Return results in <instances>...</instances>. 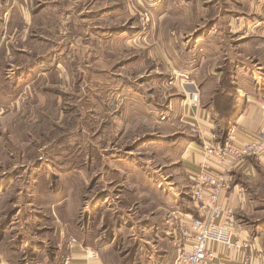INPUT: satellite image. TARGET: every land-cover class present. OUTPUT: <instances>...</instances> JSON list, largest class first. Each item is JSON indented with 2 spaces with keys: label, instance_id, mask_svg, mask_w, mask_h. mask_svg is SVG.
Instances as JSON below:
<instances>
[{
  "label": "rangeland",
  "instance_id": "obj_1",
  "mask_svg": "<svg viewBox=\"0 0 264 264\" xmlns=\"http://www.w3.org/2000/svg\"><path fill=\"white\" fill-rule=\"evenodd\" d=\"M179 4L0 0V230L12 248L27 243L30 258L34 247L89 243L96 200L114 202L104 198L119 180L107 164L160 163L169 152L174 162L173 150L142 138L169 139L181 126L172 113L188 93L174 70V44L187 42Z\"/></svg>",
  "mask_w": 264,
  "mask_h": 264
},
{
  "label": "crops",
  "instance_id": "obj_2",
  "mask_svg": "<svg viewBox=\"0 0 264 264\" xmlns=\"http://www.w3.org/2000/svg\"><path fill=\"white\" fill-rule=\"evenodd\" d=\"M179 7L187 8L188 21L183 22L187 42L174 44V70L182 82L200 89L199 104L192 105L184 96L174 99L172 113H177L181 126L172 137L142 138L162 150H173L174 162L172 152L160 163L112 160L106 174L119 180L108 182L112 189L104 198L114 202L96 200L94 217L100 223L86 230L89 243L86 236L78 237L73 249L34 247L29 258L27 243L12 248L0 230V264H64L69 256L72 264L175 263L180 226L198 216L190 192L191 176L201 169L202 144L212 139L222 143L232 127L237 128L240 142H248L264 126V0H186ZM212 10L218 15L212 17ZM227 71L230 81L224 85ZM224 104L231 107L228 113L218 108ZM190 127H200L203 135L192 134ZM232 174L227 203L234 210L238 232L252 240L253 259L230 256L213 244L221 261L210 264H264V163L248 159ZM126 191L125 201L121 197ZM104 218L107 225L101 223ZM86 250L95 251L97 257H88ZM18 256L23 257L20 262Z\"/></svg>",
  "mask_w": 264,
  "mask_h": 264
},
{
  "label": "built area",
  "instance_id": "obj_3",
  "mask_svg": "<svg viewBox=\"0 0 264 264\" xmlns=\"http://www.w3.org/2000/svg\"><path fill=\"white\" fill-rule=\"evenodd\" d=\"M185 88L188 90L186 99L197 106L199 88L193 83H187ZM190 131L199 137L204 133L200 127H190ZM202 158L200 171L191 176V199L198 210V216L181 224L174 264L220 262L221 258L211 248L213 244L220 245L230 256L236 255L251 261L252 240L238 232L235 214L227 200L232 190V170L242 166L248 159L264 163V126L258 136L248 142H240L237 128H230L222 143L212 139L202 144ZM210 161L215 165L211 166ZM76 245L78 242L73 239L69 248L73 249ZM85 253L90 258L97 257L95 251L86 250ZM64 264H72L70 256Z\"/></svg>",
  "mask_w": 264,
  "mask_h": 264
},
{
  "label": "trees",
  "instance_id": "obj_4",
  "mask_svg": "<svg viewBox=\"0 0 264 264\" xmlns=\"http://www.w3.org/2000/svg\"><path fill=\"white\" fill-rule=\"evenodd\" d=\"M229 75H230V74H229ZM229 75H228V71H227L226 74H225V77H224V81H223V84H224V85L230 81V80H229ZM227 85H228V84H227ZM226 92H230L231 94L233 93L231 90H227ZM218 93H221V91L218 92ZM226 105H227V104H224V107H219V106H218L219 110L228 113V111L231 109V107H228V106H226Z\"/></svg>",
  "mask_w": 264,
  "mask_h": 264
}]
</instances>
